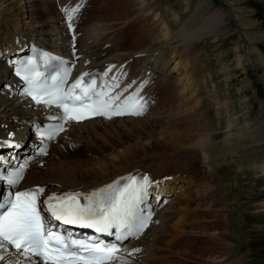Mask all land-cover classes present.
I'll use <instances>...</instances> for the list:
<instances>
[{
  "label": "bare ground",
  "instance_id": "bare-ground-1",
  "mask_svg": "<svg viewBox=\"0 0 264 264\" xmlns=\"http://www.w3.org/2000/svg\"><path fill=\"white\" fill-rule=\"evenodd\" d=\"M224 1L234 8V4L230 0ZM78 4L80 5L79 11L73 18L72 27L69 28L64 9L73 8ZM159 8L157 0H60V2L56 0H0L1 155L12 149L8 148L12 139L20 141L21 137L26 136L24 134L27 133L31 120L45 121V110L34 105L18 91V84L13 78L12 70L9 69L8 64L10 59L17 58V54L31 41L74 61H80L77 65L78 73H89L95 70L107 73L106 83H109L111 87L118 84L119 86L115 87L112 93H119L121 98L135 97L145 102V107L140 115L110 120L97 119L86 121L83 124L68 123L67 130L56 141L51 142V148L46 156L37 160L30 169L25 171V180L16 189L43 188L45 190L42 195L44 201L50 195L64 196L68 193H79V196L84 199L91 192L104 188L122 177H141L149 173L151 175L149 179L152 181L149 193H153L157 200L159 194L165 198L175 196L171 204L168 202L171 200L162 198L158 208L165 206L167 202L168 208L158 211L146 235L135 242L128 243L126 250L118 254L119 261L123 262L122 260L129 258L128 262L135 264H150L145 253L140 257L131 255L132 253H141L133 250H141L137 245L146 242L153 232H157V235H165L168 232L165 223L169 217L174 215L170 213L173 203L189 206L199 200L202 201L203 197L213 189V186L210 185L213 173L221 161L224 162L227 159L224 157L225 151L218 149L219 146L216 147L212 142L211 134L207 135V132H202L199 127L200 118L204 113L201 110L203 94L201 85L199 86L198 80H196L197 76L194 74L197 57L191 50L203 38H208L221 29L225 15L222 12L213 11L210 15L208 14V17L202 19L203 24L197 25L196 23V26L189 30H186V24H184L178 32L173 34L170 25L162 20L159 13H156ZM141 24L145 25L142 30V35L145 34L142 36L144 40H139V43L128 45L126 48L123 47L121 42L124 41L131 26L142 29ZM70 30H75L77 33L75 43L71 39ZM242 31L243 29L240 27L238 34L242 42L241 46L246 53L244 59L258 73L264 84V76L258 72L253 63L252 52L249 51L247 45V36ZM87 35H95L94 37H98L97 41L89 42L90 37L86 38ZM95 42L97 43L95 44ZM107 43H110L113 48L112 53L109 51ZM170 62L172 65L170 70H167ZM109 69L111 70L109 71ZM169 71L170 73H167ZM176 74H180V76L174 81ZM155 78L159 83L156 93L161 94V91L165 93L164 96H161L165 97V100H162L163 102L159 105L153 103L155 92H152L151 82ZM141 86L142 93H146L144 95L140 94ZM218 104L221 109L227 108L226 102ZM151 122L160 126L152 127L153 130L161 131L160 137L153 136L145 142L138 141V143L127 144L128 146L124 149L112 146L115 151L113 157L107 156L102 152L101 147H97L102 152V159L97 162L92 159L83 160L82 155H76L75 159L71 161L64 158V152L74 150L84 133L95 136L120 132H129L130 134L143 128V125L149 124L150 126ZM183 124L192 130L188 133L192 134V139L195 141L192 143L191 140L192 144L187 151L191 154L188 157H193L196 160L202 169L203 178L191 171L195 167V161L193 162L191 158L187 157L183 161L174 163L168 162L162 168L149 157L153 156L157 147L162 144V138L167 142L174 141L173 144L177 143L178 139L185 140L183 137L175 136L180 132ZM18 130H20L19 133H17ZM173 130L174 132L170 134ZM15 134L17 135L15 136ZM33 142L37 141L33 138ZM161 149L163 148H158V151L161 152ZM178 160L181 159L178 158ZM42 162H44L43 166H41ZM174 164L176 165L173 166ZM208 203L210 204V202ZM178 212L180 213V211ZM181 218L180 222L189 221L190 223L192 221L190 216ZM197 231L190 229L187 233L193 236ZM145 246L148 245L145 244ZM0 255L5 256V261L0 264H9V257L13 261L18 259L15 252H11L10 249L7 252H0ZM119 261L116 264L121 263ZM221 263L224 262L221 261Z\"/></svg>",
  "mask_w": 264,
  "mask_h": 264
},
{
  "label": "rangeland",
  "instance_id": "rangeland-1",
  "mask_svg": "<svg viewBox=\"0 0 264 264\" xmlns=\"http://www.w3.org/2000/svg\"><path fill=\"white\" fill-rule=\"evenodd\" d=\"M230 2L234 4V8L224 0H157L160 8L156 13L170 25L173 34L184 24L186 30L196 26V23L203 24L202 19L213 11L225 15L221 29L212 36L203 38L191 50L197 57L194 64L197 67L193 71L203 94L201 110L204 113L200 118L199 127L202 132H207V135L211 134L210 139L216 147L219 146L218 149L225 151L224 157L227 159L221 161L213 173L210 183L213 186L211 194L208 193V197L205 195L202 201L199 200L200 203L196 202L189 206L173 203L170 213L174 215L165 223L168 235L167 233L157 235V232H153L143 243L148 245L145 254L150 264H264V84L258 73L246 63L244 59L246 53L238 34L241 27L247 36L253 63L264 76V0ZM141 27L142 29L132 26L128 28V34L121 42L123 47L144 40L142 36L145 34L142 35V30L145 25L141 24ZM94 36L87 35L86 38L90 37L89 42L97 41L98 37ZM107 47L112 53L110 43H107ZM182 48L181 45V51ZM171 65L170 62L167 70H170ZM179 76L180 74H176L174 81ZM156 80L157 78L151 82L152 92H155L153 103L159 105L165 100V97H161L165 93L163 91L161 94L156 93L159 89ZM220 102H226L228 109L225 107L221 109L218 106ZM154 125L159 126L151 122L150 126L143 125V128L130 134L120 132L95 136L84 133L74 150L64 152V158L71 161L76 155H82L83 160L92 159L97 162L102 159V152L113 157L115 151L112 146L124 149L138 141L145 142L150 137H160L161 131L153 130ZM19 132L20 130L17 133ZM173 132L174 130L169 133ZM188 132L192 130L183 124L180 132L175 135L178 138L183 137L186 142L178 139L177 143L173 144L174 141L167 142L161 137L162 144L157 147L155 153L153 151V156L149 157L162 168L168 162L183 161L190 156L191 153H187L188 148L195 142L192 134ZM97 147H101L102 152ZM158 148L163 149L160 152ZM190 158L195 161V167L191 171L203 178L201 167L193 157H188ZM43 165L44 162L41 163V166ZM203 202L206 206L202 205ZM177 205L180 206V210ZM185 216H190L194 222H180L181 217ZM190 229L198 231L190 236L187 233ZM119 264L135 263L123 261Z\"/></svg>",
  "mask_w": 264,
  "mask_h": 264
},
{
  "label": "snow or ice",
  "instance_id": "snow-or-ice-1",
  "mask_svg": "<svg viewBox=\"0 0 264 264\" xmlns=\"http://www.w3.org/2000/svg\"><path fill=\"white\" fill-rule=\"evenodd\" d=\"M79 8L78 4L64 9L69 28ZM17 75H20V71H17ZM89 75L84 73L67 90L63 86L64 78L48 89L41 88L35 77H23L32 86L27 94L33 101L62 110L61 114L52 117L58 123L42 133V138L46 135L48 140L53 139L66 130L68 121L79 122L89 116L110 118L111 115L142 114L145 107L142 99L127 97L118 103L120 94H110L118 84L108 90L99 87L95 78L85 84L84 77ZM40 151L46 154L44 148ZM22 171L7 175L0 173V181L15 187L23 178ZM151 183L147 175L122 177L84 197L86 204L80 203L79 193L64 196L53 194L46 201H41L45 191L43 188L15 192L6 203H0V252H7L11 247L17 256L25 258L22 262L9 257V264H32L33 258H38V264H116L120 260L117 255L120 249L116 244L85 242L72 238L71 234L51 231L46 226L40 204L46 203L51 217L64 225L94 228L96 232L109 235L116 229L117 240H124L129 236H138L147 225L148 219L143 216L142 205ZM133 251L138 252L140 249ZM3 261L5 256L0 255V262Z\"/></svg>",
  "mask_w": 264,
  "mask_h": 264
}]
</instances>
